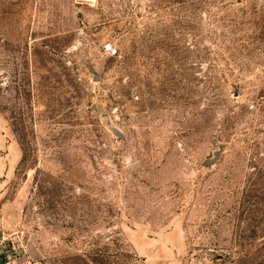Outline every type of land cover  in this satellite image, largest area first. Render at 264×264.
<instances>
[{"label": "rangeland", "instance_id": "rangeland-1", "mask_svg": "<svg viewBox=\"0 0 264 264\" xmlns=\"http://www.w3.org/2000/svg\"><path fill=\"white\" fill-rule=\"evenodd\" d=\"M12 247L264 264V0H0V259Z\"/></svg>", "mask_w": 264, "mask_h": 264}, {"label": "built area", "instance_id": "built-area-1", "mask_svg": "<svg viewBox=\"0 0 264 264\" xmlns=\"http://www.w3.org/2000/svg\"><path fill=\"white\" fill-rule=\"evenodd\" d=\"M74 2L79 6L94 7L98 3V0H74ZM116 53L117 49H111V54ZM15 251V247L6 249L4 252V257L0 259V264H13L15 259Z\"/></svg>", "mask_w": 264, "mask_h": 264}, {"label": "crops", "instance_id": "crops-1", "mask_svg": "<svg viewBox=\"0 0 264 264\" xmlns=\"http://www.w3.org/2000/svg\"><path fill=\"white\" fill-rule=\"evenodd\" d=\"M13 264H33V263L31 262V260L28 257L22 256L20 254V251L16 250L15 251V259H14Z\"/></svg>", "mask_w": 264, "mask_h": 264}, {"label": "water", "instance_id": "water-1", "mask_svg": "<svg viewBox=\"0 0 264 264\" xmlns=\"http://www.w3.org/2000/svg\"><path fill=\"white\" fill-rule=\"evenodd\" d=\"M218 159H219V151H216V152L214 153V157L211 158V159H207V160H205V161H204V164H205V165H212V164L216 163V162L218 161Z\"/></svg>", "mask_w": 264, "mask_h": 264}, {"label": "trees", "instance_id": "trees-1", "mask_svg": "<svg viewBox=\"0 0 264 264\" xmlns=\"http://www.w3.org/2000/svg\"><path fill=\"white\" fill-rule=\"evenodd\" d=\"M3 257H4V255H3Z\"/></svg>", "mask_w": 264, "mask_h": 264}]
</instances>
